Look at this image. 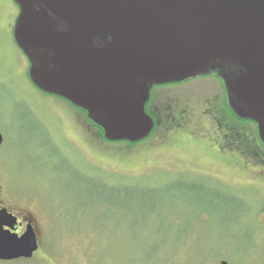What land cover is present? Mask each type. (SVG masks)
<instances>
[{
  "label": "rangeland",
  "instance_id": "rangeland-1",
  "mask_svg": "<svg viewBox=\"0 0 264 264\" xmlns=\"http://www.w3.org/2000/svg\"><path fill=\"white\" fill-rule=\"evenodd\" d=\"M18 8L0 0L6 45ZM21 79L19 102L0 97V176L39 248L0 264H264V171L232 167L217 139L233 133L242 164L257 137L216 78L154 87L146 113L159 117L134 145L102 141L85 113Z\"/></svg>",
  "mask_w": 264,
  "mask_h": 264
},
{
  "label": "water",
  "instance_id": "water-1",
  "mask_svg": "<svg viewBox=\"0 0 264 264\" xmlns=\"http://www.w3.org/2000/svg\"><path fill=\"white\" fill-rule=\"evenodd\" d=\"M14 1L31 80L85 109L106 140L150 134L144 105L153 83L214 72L264 144V0ZM16 225L0 209V261L30 259L39 248L31 222L22 233Z\"/></svg>",
  "mask_w": 264,
  "mask_h": 264
},
{
  "label": "flooded vegetation",
  "instance_id": "flooded-vegetation-1",
  "mask_svg": "<svg viewBox=\"0 0 264 264\" xmlns=\"http://www.w3.org/2000/svg\"><path fill=\"white\" fill-rule=\"evenodd\" d=\"M36 7H39V5L36 4ZM19 11H20V7L18 8V13L14 17V19H12L11 22L8 23L7 29H6L7 30L6 32L10 34L11 44L6 45L5 41L0 39V97H9L13 101H15V99H17L19 102L20 99H22V95H21L22 79H21V77H22V75H24V73H26V77H27L28 81L30 82V84L34 85V87L37 88L38 91H40L43 94L45 93V94L57 96V97L63 99L61 96H59L57 94H50V93H47L45 91L44 92L41 91V89H39V87L35 83H33V81L31 80L29 69L31 68L32 64L34 63L33 62L34 59H33L31 54H28L24 50L22 45L19 44L18 40H16V38L14 36V32H15L14 27H15V24L18 20L17 17H18ZM62 30H63V28H62ZM2 32H3V30L0 29V33H2ZM21 57L24 58V62H22ZM223 69L226 71L232 70L231 67L223 68ZM211 73L212 74H207V75H203V76L199 75L197 77H200L203 79H208L209 77H211V78L214 77L218 80V77L216 76V74L214 72H211ZM195 79H197V78H195ZM182 83H184V82H182ZM175 84H180V83H175ZM175 84H170V85H175ZM156 86L164 87V86H159V85H156ZM225 94H226L225 90H223V88H222L221 94H215V97H217L218 99L221 97V99L224 102V107L226 109V112L230 117L235 118V119L238 118L239 121L243 120L245 122V124H247L248 126H251V128L254 130L255 139L257 137V139H256L257 144L254 143L253 134L250 133L251 139H253V146H252V143L250 146L252 151L250 153H246V152L243 153V155H242L243 162L241 164V162H239V158H240L239 154L237 153V151H235L234 146H233V142L235 141L234 140L235 135L233 133H228L224 130H221L220 135L217 138L219 141L222 142L219 145L218 151H222L220 153H221V155H224L226 161L234 163L232 165V167L233 166L242 167L244 165H246V166L256 165V166H259L261 171H264V144L262 143L261 139H258L259 137H258V128H257L256 121L252 118H249V117L239 118L233 109V107H235V106L233 105L232 102H231V104L233 107L230 106L229 97L227 96V94L226 95ZM63 100L69 104L68 100H65V99H63ZM147 107H149V106H147ZM144 109H145V107H144ZM151 111H153V113H156V114L160 113V111H157V109L155 107H152ZM77 112L85 113L86 117L88 116V114L86 112L81 111L80 109H78ZM88 119H89V117H87V120ZM88 122H90V121H88ZM153 122H154V120H153ZM154 128H155V124H154L153 129ZM151 132H150V134H151ZM100 136H101L102 141L104 140L107 143L121 142V141L125 140L126 142H128V144L134 145V143L137 142V141L130 142L129 140H126V139L108 141L103 137L102 133ZM258 140H259V143H258ZM1 177L2 176H0V209L6 208L9 212H11L14 216L17 217V225L15 227H16V232H18L17 228L23 224L22 221L20 220V216L18 214H15L12 210H10V208L8 207V205H6L5 202H7V200H9V199L14 200L16 198V195H19V194H18V192H14L15 194L16 193L17 194L13 195V196L9 195V193L6 190L7 185H6V183H4V181ZM30 222H31L32 226H34L32 221H30ZM27 223L28 222H25V224H23L24 230L26 227L25 225ZM34 229H35V226H34ZM22 232H18V233H22Z\"/></svg>",
  "mask_w": 264,
  "mask_h": 264
},
{
  "label": "trees",
  "instance_id": "trees-1",
  "mask_svg": "<svg viewBox=\"0 0 264 264\" xmlns=\"http://www.w3.org/2000/svg\"><path fill=\"white\" fill-rule=\"evenodd\" d=\"M18 6V5H17ZM207 74H212L211 72H207V73H201V74H197L196 76H191V77H186L185 79H180V80H175V81H167V82H162V83H153V85H151L150 87H149V93H148V97H147V99H146V104L144 105V107H145V111L147 110V106H148V103H149V99H150V97H151V94H152V92H153V88L154 87H156V85H159V86H164V85H170V84H175V83H182V82H186L187 80H190V79H195V78H197V76H203V75H207ZM217 76V75H216ZM218 77V83L220 84V86H222V88H223V90H225V87L223 86V83H222V79L219 77V76H217ZM225 93H226V91H225ZM226 95V94H225ZM64 99V98H63ZM69 104H71L72 106H74V108L76 109V110H78V109H80L81 111H84V112H86L87 113V111L85 110V109H83V108H81V107H79V106H76V105H74V104H72V103H70L69 102ZM150 111H151V108H150ZM147 112V111H146ZM153 112V111H152ZM148 113V112H147ZM153 115H154V117H159L156 113H153ZM153 117V118H154ZM152 118V119H153ZM155 119V118H154ZM238 121H239V119L238 118H236ZM89 120H91V118L89 117ZM158 120V119H157ZM252 120V119H251ZM241 121V120H240ZM243 121V120H242ZM241 121V122H242ZM91 122L93 123V121L91 120ZM244 122V121H243ZM245 123V122H244ZM94 124V123H93ZM100 132L102 131L103 132V128L101 127V126H99V125H97V124H95L94 125ZM259 137V136H258ZM259 139V138H258ZM66 168H68V169H71V167L70 166H66ZM108 187V185H103L101 188H103V187Z\"/></svg>",
  "mask_w": 264,
  "mask_h": 264
}]
</instances>
